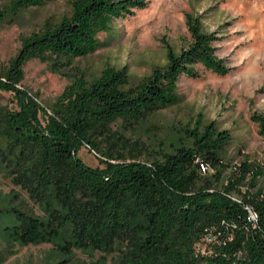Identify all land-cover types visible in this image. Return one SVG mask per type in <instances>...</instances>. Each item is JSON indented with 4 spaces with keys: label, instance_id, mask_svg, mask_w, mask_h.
Segmentation results:
<instances>
[{
    "label": "trees",
    "instance_id": "trees-1",
    "mask_svg": "<svg viewBox=\"0 0 264 264\" xmlns=\"http://www.w3.org/2000/svg\"><path fill=\"white\" fill-rule=\"evenodd\" d=\"M49 1L10 0L0 5V25ZM148 4L74 0L70 16L58 24L47 20L40 32L24 38L0 73V165L43 211L39 217L18 206L0 208V239L19 245L53 243L69 255L74 250L107 254L126 245L114 264H264V191L240 201L231 196L250 175L255 185L264 171L245 160L224 192L201 185L203 167L221 181L223 154L233 138L216 121L206 122L199 113L162 162H128L107 152L100 161L104 167H91L78 156L84 146L101 152L98 140L110 137L117 121L140 123L177 105L179 82L183 76L198 78L196 65L218 75L231 71L217 55L215 37L203 32L197 19L188 17L190 47L176 54L167 45V64L135 87H128L127 66L107 67L90 83L84 76L76 78L50 113L20 88L30 60L86 57L100 48V33ZM4 92L14 95L17 109L2 105ZM251 119L264 137V115Z\"/></svg>",
    "mask_w": 264,
    "mask_h": 264
},
{
    "label": "rangeland",
    "instance_id": "rangeland-1",
    "mask_svg": "<svg viewBox=\"0 0 264 264\" xmlns=\"http://www.w3.org/2000/svg\"><path fill=\"white\" fill-rule=\"evenodd\" d=\"M10 0H0V5ZM74 0H51L43 6L23 10L17 17L0 25V73L18 54L23 39L42 30L45 21L58 24L72 13ZM147 8L134 16L116 20L108 33H100V48L86 57L55 63L52 59L30 60L24 67L20 88L27 91L48 110L66 87L84 76L92 82L107 67L129 69V86H137L156 67L167 64V45L176 54L192 43L188 17L197 19L203 32L215 37L219 58L231 71L218 75L196 65L198 78L183 76L177 105L160 110L143 122L128 124L119 120L112 135L98 140L101 152L87 146L78 156L91 167H104L102 153L123 155L126 161L152 164L164 160L171 144L184 134V128L199 113L206 122L216 121L220 130H229L232 141L223 154L226 164L221 181L213 170H202L201 185L212 184L224 192L229 181L239 177L238 167L247 160L264 171V137L254 114L264 115V0H147ZM59 64L61 66H59ZM2 105L18 108L12 93H2ZM250 175L237 185L231 196L240 201L249 193L264 191V172L255 185ZM18 206L21 210L43 217V211L27 192L12 183L0 165V208ZM116 247L111 253L74 250L72 255L53 243L38 245L8 244L0 239V264H114L126 249Z\"/></svg>",
    "mask_w": 264,
    "mask_h": 264
},
{
    "label": "built area",
    "instance_id": "built-area-1",
    "mask_svg": "<svg viewBox=\"0 0 264 264\" xmlns=\"http://www.w3.org/2000/svg\"><path fill=\"white\" fill-rule=\"evenodd\" d=\"M203 170L206 171V168L203 167ZM248 209H249V212H250V216H251V218H252L253 220H255V219H256V216H255L254 212L252 211V209H250V208H248Z\"/></svg>",
    "mask_w": 264,
    "mask_h": 264
}]
</instances>
